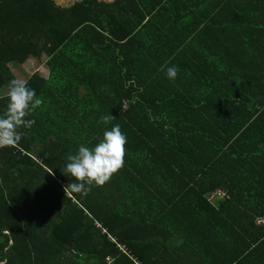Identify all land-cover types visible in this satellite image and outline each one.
Segmentation results:
<instances>
[{
	"label": "trees",
	"instance_id": "1",
	"mask_svg": "<svg viewBox=\"0 0 264 264\" xmlns=\"http://www.w3.org/2000/svg\"><path fill=\"white\" fill-rule=\"evenodd\" d=\"M43 57L0 148V264H264V0H0V114L10 65ZM114 124L123 167L64 192Z\"/></svg>",
	"mask_w": 264,
	"mask_h": 264
},
{
	"label": "clouds",
	"instance_id": "2",
	"mask_svg": "<svg viewBox=\"0 0 264 264\" xmlns=\"http://www.w3.org/2000/svg\"><path fill=\"white\" fill-rule=\"evenodd\" d=\"M164 71L167 79L175 80L178 72L175 65ZM5 95L7 105L0 114V148L14 146L21 140L20 130L30 129L35 123L26 117L41 104V99L34 89L27 86L26 81L10 80ZM111 119V115L101 117L105 124ZM126 143L127 138L120 125L114 124L103 132L102 138L94 146L79 145L75 154L67 157L64 166L65 173L74 180L64 186V192L85 197L92 187L103 186L123 167Z\"/></svg>",
	"mask_w": 264,
	"mask_h": 264
},
{
	"label": "rangeland",
	"instance_id": "3",
	"mask_svg": "<svg viewBox=\"0 0 264 264\" xmlns=\"http://www.w3.org/2000/svg\"><path fill=\"white\" fill-rule=\"evenodd\" d=\"M77 1L81 0H61V4L63 7H70V5L74 4ZM112 1V0H108ZM59 3V5H61ZM46 57H43L40 61L31 59L24 65H10L12 72L14 73L17 80L27 81L34 73L40 72L44 76H48V70L46 69L45 64ZM6 91L4 92V94ZM177 241H172V243H176Z\"/></svg>",
	"mask_w": 264,
	"mask_h": 264
},
{
	"label": "built area",
	"instance_id": "4",
	"mask_svg": "<svg viewBox=\"0 0 264 264\" xmlns=\"http://www.w3.org/2000/svg\"><path fill=\"white\" fill-rule=\"evenodd\" d=\"M224 197H226L225 192L222 191V190H218V191L214 192V193L210 196V199H211V200H215V199H222V198H224ZM120 248H121V250L125 251V248H124V247L121 246Z\"/></svg>",
	"mask_w": 264,
	"mask_h": 264
},
{
	"label": "crops",
	"instance_id": "5",
	"mask_svg": "<svg viewBox=\"0 0 264 264\" xmlns=\"http://www.w3.org/2000/svg\"><path fill=\"white\" fill-rule=\"evenodd\" d=\"M56 2H57V4L59 5V3L61 2V0H55ZM82 1V0H81ZM102 1H106V2H108V0H102ZM113 1V0H112ZM112 1H109V2H112ZM77 2H80V1H77ZM76 3V2H75ZM61 4V3H60ZM73 5V4H72ZM60 6H62L63 7V5L61 4ZM71 6V5H70ZM262 221V219L261 220H259L258 222L260 223Z\"/></svg>",
	"mask_w": 264,
	"mask_h": 264
}]
</instances>
